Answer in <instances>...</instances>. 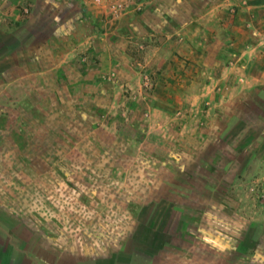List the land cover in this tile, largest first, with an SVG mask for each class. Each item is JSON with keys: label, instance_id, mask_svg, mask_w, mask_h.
<instances>
[{"label": "rangeland", "instance_id": "374dc122", "mask_svg": "<svg viewBox=\"0 0 264 264\" xmlns=\"http://www.w3.org/2000/svg\"><path fill=\"white\" fill-rule=\"evenodd\" d=\"M53 1L0 0L10 243L38 264L133 241L138 264H261L264 0Z\"/></svg>", "mask_w": 264, "mask_h": 264}, {"label": "crops", "instance_id": "0c3cea01", "mask_svg": "<svg viewBox=\"0 0 264 264\" xmlns=\"http://www.w3.org/2000/svg\"><path fill=\"white\" fill-rule=\"evenodd\" d=\"M54 2V3H53ZM51 3V5H53V8L56 10L57 12V8L55 7L56 4H59V5H65L66 1L62 0H58L56 2H59V3H56L55 0ZM61 3V4H60ZM69 3H70V7H71V11L73 10L74 12H77L79 13L80 12V9L76 6V5H72L70 0H69ZM50 10L51 8H48L47 10V13H50ZM76 13V14H77ZM54 18L56 17V14L53 16ZM1 37V41H0V51H3V55L2 57L0 56L1 60L0 62L2 61H6V56L8 55V53L16 46L15 44H13L12 46L10 45L8 47V44H11L12 40H13V37L15 38V34L13 33L12 34V38H9V39H6L5 35L4 36H0ZM11 39V40H10ZM10 40V41H8ZM19 40V39H18ZM3 45V46H1ZM2 49V50H1ZM5 53V54H4ZM151 223L148 224L147 223V226H149L148 228H150V226H152V224L155 223V220H151L150 221ZM1 231V230H0ZM2 232V231H1ZM3 233V232H2ZM148 233V232H147ZM5 235V233H3ZM150 234V233H149ZM6 236V235H5ZM154 235H151L150 234V237H152ZM10 241V239H9ZM136 241V240H135ZM142 241H145V243H147L149 246L150 249L152 250H156V247H154V245H150L151 243V238L149 237H146L145 240L142 239ZM132 244V243H131ZM133 245V246H132ZM130 245L129 247H126V249L124 248V250L121 252V254H125V255H121V257L118 255V252L116 253H113L112 255H108V256H104V257H98V258H91V259H88V260H85L83 261L82 263L83 264H138L137 262H134V261H131L130 260V257H132L133 255L131 254L133 251V249H135L136 251H138V249H136V246L135 245V242L133 241V244ZM163 245H159L157 246L158 249H161ZM18 247L21 249V246L18 245ZM148 248V249H149ZM126 250V251H125ZM158 251V250H157ZM18 252H20V255L23 256V259L27 262L26 264H38V262L36 260H33L32 258L28 257L23 250H18ZM139 253V252H138ZM156 252H152V253H149V255L147 256V260H146V263L147 264H153L154 262V258L156 257ZM135 255V254H134ZM262 255V254H261ZM120 258H121V261H120ZM146 258V257H145ZM51 259H45L44 260V264H52L51 263ZM261 264H264V255H262V262H260ZM41 264V263H40ZM56 264H59V263H56Z\"/></svg>", "mask_w": 264, "mask_h": 264}, {"label": "trees", "instance_id": "16d2710c", "mask_svg": "<svg viewBox=\"0 0 264 264\" xmlns=\"http://www.w3.org/2000/svg\"><path fill=\"white\" fill-rule=\"evenodd\" d=\"M70 2L72 5L73 4L76 5L81 11L83 12L85 11V9L81 7V3L79 1L70 0ZM136 249L139 250L138 245L136 246ZM143 252H145L144 249ZM26 263L27 262L23 259V256L20 255V252H18V250L14 248L13 244L10 243L9 238L0 231V264H26Z\"/></svg>", "mask_w": 264, "mask_h": 264}, {"label": "built area", "instance_id": "2783aa9c", "mask_svg": "<svg viewBox=\"0 0 264 264\" xmlns=\"http://www.w3.org/2000/svg\"><path fill=\"white\" fill-rule=\"evenodd\" d=\"M92 3L93 4H98V3H100V0H92Z\"/></svg>", "mask_w": 264, "mask_h": 264}]
</instances>
